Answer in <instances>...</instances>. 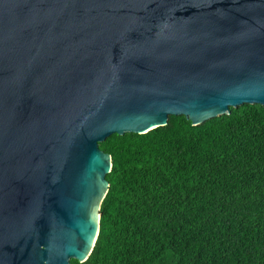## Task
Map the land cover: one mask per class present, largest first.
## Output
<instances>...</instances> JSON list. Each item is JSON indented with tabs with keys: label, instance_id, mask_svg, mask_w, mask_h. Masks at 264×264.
<instances>
[{
	"label": "water",
	"instance_id": "95a60500",
	"mask_svg": "<svg viewBox=\"0 0 264 264\" xmlns=\"http://www.w3.org/2000/svg\"><path fill=\"white\" fill-rule=\"evenodd\" d=\"M264 106V0H0V264L96 245L112 135Z\"/></svg>",
	"mask_w": 264,
	"mask_h": 264
},
{
	"label": "trees",
	"instance_id": "16d2710c",
	"mask_svg": "<svg viewBox=\"0 0 264 264\" xmlns=\"http://www.w3.org/2000/svg\"><path fill=\"white\" fill-rule=\"evenodd\" d=\"M231 111L100 143L113 162L100 232L71 264H264V106Z\"/></svg>",
	"mask_w": 264,
	"mask_h": 264
}]
</instances>
